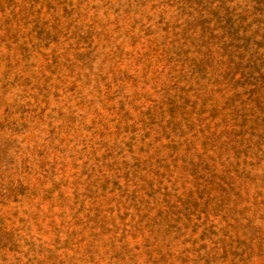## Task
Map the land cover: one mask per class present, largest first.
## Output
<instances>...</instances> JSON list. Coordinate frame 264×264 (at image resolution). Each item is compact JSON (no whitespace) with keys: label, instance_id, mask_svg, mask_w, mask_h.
<instances>
[{"label":"rangeland","instance_id":"rangeland-1","mask_svg":"<svg viewBox=\"0 0 264 264\" xmlns=\"http://www.w3.org/2000/svg\"><path fill=\"white\" fill-rule=\"evenodd\" d=\"M0 264H264V0H0Z\"/></svg>","mask_w":264,"mask_h":264}]
</instances>
